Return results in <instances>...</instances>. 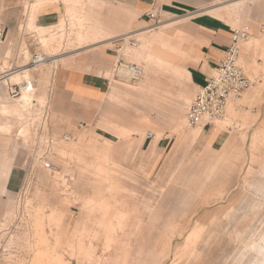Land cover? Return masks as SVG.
I'll return each mask as SVG.
<instances>
[{
    "label": "rangeland",
    "instance_id": "1",
    "mask_svg": "<svg viewBox=\"0 0 264 264\" xmlns=\"http://www.w3.org/2000/svg\"><path fill=\"white\" fill-rule=\"evenodd\" d=\"M19 2L20 25L28 11L51 5H63L64 14L57 26L34 25L5 41L0 78L34 54L48 57L30 80L32 97L51 108L56 76L78 61L99 62L98 46L120 36L127 39L123 58L140 68V77L121 75L115 62L103 65L110 78L103 104L74 128L51 113L40 145L25 115L31 103L11 99L8 82L0 83L8 109L0 108V264H261L264 130L232 101L211 131L188 124L198 89L163 55L180 54L184 40L195 37L190 21L162 19L149 31L123 33L115 30L121 13L104 3ZM122 15L126 28L132 19L127 10ZM150 133L155 138L144 152Z\"/></svg>",
    "mask_w": 264,
    "mask_h": 264
},
{
    "label": "crops",
    "instance_id": "2",
    "mask_svg": "<svg viewBox=\"0 0 264 264\" xmlns=\"http://www.w3.org/2000/svg\"><path fill=\"white\" fill-rule=\"evenodd\" d=\"M20 0H5L4 9L1 14L3 24L6 29V41L15 39L19 32L29 31L35 28H48L57 26L59 18L63 13V5H51L42 8L37 14L27 12L26 24H21L23 13L19 11ZM45 0H35L40 2ZM104 3L121 13V21L116 31L127 32L136 27L139 31L145 29L153 22L148 14L157 11L159 21H169L175 18L189 20L191 27L196 31L195 37L188 41V38L180 45V54L166 52L163 60L175 67L182 68L191 84L199 90L204 87L207 81L214 75L216 69L225 57L227 49L231 45L232 33L238 27L245 25L248 28L250 39L245 42V46L240 47L239 63L247 77L251 80V86L241 97L232 98L233 106L246 113L251 120H256V127L264 130V0H91ZM34 2V3H35ZM52 4V2H49ZM54 3V2H53ZM48 4V3H47ZM212 9L209 14L206 11ZM127 10L132 20L128 21L125 28L123 12ZM35 23V24H34ZM118 24V21L116 20ZM164 24V26L168 25ZM136 31V30H135ZM145 31V30H144ZM147 31V32H148ZM131 33V32H129ZM186 35V34H185ZM124 37V36H120ZM39 38V37H38ZM119 38V37H118ZM125 38V37H124ZM113 38H106L98 46L97 52L99 62L92 59L78 61L71 65L69 69L62 70L60 77L56 76L52 84V113L56 119L69 121L71 127L74 123L82 121L86 123L87 111H94L103 104L110 78L106 77L107 70L103 65L108 66L115 62L124 61L123 52L125 44L123 41H115ZM111 40L109 43L108 41ZM252 42L250 43V41ZM11 41V40H10ZM13 46V43H9ZM117 47H123L121 51ZM12 49L5 52L7 59ZM23 49L20 48L19 52ZM18 53V55L20 56ZM8 55V56H7ZM22 56V55H21ZM20 56V57H21ZM58 58L53 60L57 64ZM99 63V64H98ZM102 64V65H100ZM23 72L28 69V79L23 81L13 80L15 74L10 73L12 69L4 72V77L0 78V83H11L20 85L22 92L18 100L26 107L31 103L33 92L35 91L33 82L30 80V72L35 68L28 65L21 66ZM121 69L127 70L125 66L120 67V74L130 78L129 73H122ZM128 71V70H127ZM140 77V74L138 78ZM137 78V79H138ZM33 85V90L29 93L23 91V84ZM28 93V100L21 101V98ZM63 98L66 106H62L60 98ZM7 99L0 96V108L3 113H8L6 109ZM229 105V104H228ZM82 111V115L80 113ZM51 114V117H52ZM4 125L0 124V132L4 130ZM204 132L211 131V127L203 128ZM201 131L197 132V138ZM215 133H211L208 138L213 139ZM151 142L145 139L142 150L150 151Z\"/></svg>",
    "mask_w": 264,
    "mask_h": 264
},
{
    "label": "built area",
    "instance_id": "3",
    "mask_svg": "<svg viewBox=\"0 0 264 264\" xmlns=\"http://www.w3.org/2000/svg\"><path fill=\"white\" fill-rule=\"evenodd\" d=\"M217 1V0H211ZM152 21L159 20L157 11L148 14ZM250 39L248 28L235 29L231 37V45L225 53V57L216 69L214 75L207 81L204 87L199 88L193 103L190 105L186 118L191 127L201 126L202 128L211 126L215 120L221 119L226 112L228 104L232 98H239L251 86V80L239 64L240 45ZM6 41V29L0 26V51ZM115 41H123L126 44L127 39L124 37L116 38ZM128 44L133 47H139L137 43L129 39ZM123 47L116 49L121 51ZM51 59L41 54H34L33 59L28 64L30 67H38L43 63L50 62ZM53 61V60H52ZM118 67L125 66L137 78L140 74V68L131 63L124 61L117 62ZM19 70V69H18ZM17 70H15L16 72ZM8 84V83H7ZM7 90L11 99H17L21 96L20 85H7ZM24 85V84H23ZM28 85V83H25ZM28 89V87H27ZM52 92V85L50 95ZM50 111L48 103H41L32 97L30 107L26 112L29 123L33 126L35 136L38 137L39 145L45 141L44 137H49L50 128ZM23 132V128L19 131ZM70 135L66 134L64 139H69ZM155 136L150 133L147 139H154ZM23 142V140H22ZM38 147V146H37ZM36 147V148H37Z\"/></svg>",
    "mask_w": 264,
    "mask_h": 264
},
{
    "label": "bare ground",
    "instance_id": "4",
    "mask_svg": "<svg viewBox=\"0 0 264 264\" xmlns=\"http://www.w3.org/2000/svg\"><path fill=\"white\" fill-rule=\"evenodd\" d=\"M31 29H32V27H31ZM127 70H124V69H121V72L122 73H124V72H126V73H130V75H131V77H133V74L129 71V69L128 68H126ZM23 73H25V78H28V69L27 70H25L24 72H23V69H21V70H18L17 72H16V74H15V76H13V80H15V81H19V80H21L22 78H23ZM129 73H128V75H129ZM129 75V76H130ZM138 78V77H137ZM134 79H136V78H134ZM27 87H28V89H27ZM22 88H23V91H26V92H30V91H32L33 90V85L32 84H30V85H23L22 86ZM28 93H26V95L24 96V98H23V96H22V98H21V101H23V99L24 100H28ZM262 248H264V247H261L260 249H262ZM263 261H264V256H263Z\"/></svg>",
    "mask_w": 264,
    "mask_h": 264
},
{
    "label": "clouds",
    "instance_id": "5",
    "mask_svg": "<svg viewBox=\"0 0 264 264\" xmlns=\"http://www.w3.org/2000/svg\"><path fill=\"white\" fill-rule=\"evenodd\" d=\"M255 250V249H252ZM260 255L264 256V248L260 249ZM261 264H264V261H261Z\"/></svg>",
    "mask_w": 264,
    "mask_h": 264
}]
</instances>
